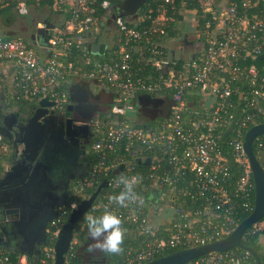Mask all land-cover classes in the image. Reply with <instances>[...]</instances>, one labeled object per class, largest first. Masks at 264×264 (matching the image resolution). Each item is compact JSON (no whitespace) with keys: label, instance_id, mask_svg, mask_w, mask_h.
Listing matches in <instances>:
<instances>
[{"label":"built area","instance_id":"2783aa9c","mask_svg":"<svg viewBox=\"0 0 264 264\" xmlns=\"http://www.w3.org/2000/svg\"><path fill=\"white\" fill-rule=\"evenodd\" d=\"M40 1L0 0V9L13 5L17 15L26 16L28 4ZM50 1L62 7L67 18L59 28L42 26L43 41L0 37V64L13 69L9 89L35 105L46 99L54 103L48 109L59 111L69 105L63 86L75 80L104 84L113 97L106 116L94 124L91 151L97 163L74 183L71 198L57 209L37 264L54 263L53 246L62 219L68 220L78 200L102 182L105 187L96 207L115 212L140 237L138 249L119 264H144L170 250L203 245L232 233L254 208L244 138L264 118V0H162L154 14L111 15L115 28L108 32L111 48L97 53L89 49L107 29L111 0ZM170 23L175 30L185 23L196 28L195 40L203 48L187 62L173 61L167 54L165 45L174 37L162 38ZM141 44L148 55L145 60L158 74L155 79L133 69L131 52ZM113 47L116 53L104 60ZM140 96L171 101L157 125L144 126L138 117ZM130 111L137 117L127 116ZM252 145L261 150L264 133ZM9 152L0 135L3 169ZM147 158L150 162L145 165ZM121 176L137 178L132 188L142 204L126 202L122 207L110 199L124 190ZM155 203L171 213L153 224L149 212ZM251 237L258 238L264 253V217L244 231L242 244ZM0 264H28V257L22 254L14 263L0 247ZM186 264L257 263L248 250L234 247Z\"/></svg>","mask_w":264,"mask_h":264},{"label":"water","instance_id":"95a60500","mask_svg":"<svg viewBox=\"0 0 264 264\" xmlns=\"http://www.w3.org/2000/svg\"><path fill=\"white\" fill-rule=\"evenodd\" d=\"M146 2L147 0H121L115 8L122 16L131 17L136 15ZM43 33V29L38 30L37 35L31 36V40ZM92 49L98 51L100 48L96 44ZM262 58L263 56H260L258 59ZM91 85L92 83L88 81L75 80L68 87L69 105L66 109L73 113L71 118L64 120L63 115L58 117L47 113L48 108L54 103L46 99L39 101L36 107L26 113L28 117L24 120L20 139L23 148L18 150L13 146L9 166L5 167L0 174V220L11 221L0 222L1 248H5L9 242L3 237L8 234L11 226L21 238L19 241L23 245L21 250L28 258H37L41 248L45 246L47 227L57 218V209L65 204L67 184L72 176L69 175L72 172L71 169L76 167L78 158H82L85 152L78 147L73 151L64 137H69L68 130H71L69 127L75 119L83 123L88 122L93 111L98 108L92 103L81 104V102L85 103L82 100L85 95L93 96ZM101 93L102 99L95 96V101L107 105L108 109L113 93L110 91ZM138 102L150 104L153 108L158 105L159 109L148 111L150 118L166 117L167 108L171 105V101L167 99H153L149 103L147 96H140ZM102 109L103 107H100L98 110ZM127 116L135 118L137 112L130 111ZM51 119H58V125L51 128L49 122ZM263 133L264 123H261L248 129L244 138V151L249 159L254 184L252 213L232 233L222 239L184 248L144 264H186L207 253L225 252L234 247L248 250L256 263L260 264L257 253L245 247L241 237L252 223L264 217V169L252 149L253 140ZM0 135L9 140L3 133ZM43 139H47L45 144ZM70 139L73 144H77L78 139L75 135L71 134ZM149 162L150 159L147 158L144 164L148 165ZM104 187L105 182H102L87 199L78 204L77 208L70 213L66 223L61 226L53 246L54 264H64V256L69 251L73 239V225L87 213ZM156 193V191L152 193V201L155 200ZM183 232H186V229H183Z\"/></svg>","mask_w":264,"mask_h":264},{"label":"flooded vegetation","instance_id":"af4514ba","mask_svg":"<svg viewBox=\"0 0 264 264\" xmlns=\"http://www.w3.org/2000/svg\"><path fill=\"white\" fill-rule=\"evenodd\" d=\"M111 15L112 14H110L109 17L107 18V29L106 28L104 29L107 33L109 31L114 32L115 30L112 22L113 15L112 16ZM177 30H178L177 34L175 35L174 38L170 39L166 43L165 48L171 60L187 62L202 51L203 45L200 41L195 40V33H196L195 27L191 26L187 28V25H182ZM109 35L110 34L108 33V37L106 41H103L100 37H97L94 40V43L99 45L101 51H105L106 49L108 50L109 48H111L112 41ZM91 83L92 85L90 86V89L92 91L93 96L91 94L85 95L84 99H82L83 102L85 103L81 102V104L92 103L93 105H96L98 108L96 111H93L91 119L88 122L83 123L80 122V120L77 121L75 119L74 123L72 122L71 127H69L71 129L68 130L69 137L66 136L64 137L65 140L69 142L68 144H70V148L73 151L76 147H78V149L82 148V152L85 151L83 157L78 158L76 167L74 169L73 168L71 169L72 172L69 175L72 176H70L71 179L68 180L67 190H66L67 192L69 190V187H72L74 183L77 181V179H79V177H81L84 174V172L89 168L87 159L91 151V144L94 138V124L96 121L103 119L107 114V108H106L107 105L102 104L100 102L96 103L94 97L96 96L101 100L102 99L101 92L102 91L109 92V91L105 89L103 84L97 82H91ZM33 107H36L34 103L18 98L17 95H15V93H13L9 89L8 84L0 87V133H3L11 141L10 142L7 138H4L10 149L7 162H9L10 160L13 146L16 147L18 150H21L23 148V146L20 144L21 129L24 120L28 117L26 113H29V110L32 109ZM100 107H103V109L98 110ZM47 113L56 115L58 117L63 115L64 120L71 118L73 114L71 111H68L67 109L63 111L48 109ZM49 122L51 124V128L58 125V119H51V121ZM71 134L75 135L78 139L76 145L73 144V142L70 139ZM48 137L49 136L47 135V138ZM46 141L47 139H43V144H45ZM255 155L264 169V147L259 151L255 150ZM7 166H9V163H7ZM67 192H66L67 194L66 201L68 200ZM154 206L155 209H157L156 211L158 212L159 219L166 220V218L168 217L167 211L169 210V208H167L165 205L162 204L158 206L156 203ZM43 248L44 247L41 248V252L43 251ZM96 254L97 253L95 252L94 255ZM103 259L106 262V258ZM92 260L93 262L97 263L99 261V257H95Z\"/></svg>","mask_w":264,"mask_h":264},{"label":"trees","instance_id":"16d2710c","mask_svg":"<svg viewBox=\"0 0 264 264\" xmlns=\"http://www.w3.org/2000/svg\"><path fill=\"white\" fill-rule=\"evenodd\" d=\"M120 1L121 0H111V7H112L111 8V14L114 17H117V16L126 17V16H122V14L115 8V5L118 4ZM161 3H162V0H147L146 4L142 8L139 9L137 14H148L150 11L152 12V14H154L155 8L158 7ZM45 4L51 5L52 1L43 0V1L39 2V5H45ZM12 7H13V5H10L6 9H0V13H2L3 11H6V10L7 11L11 10ZM101 14L102 13L99 12V15H100L99 18H101L103 16ZM178 18H180V17H177V19ZM165 31H166V34L162 38L163 41L170 39L171 37H175V35L178 32V30L174 29V23H170L169 25H167L165 27ZM110 52L111 53H109L108 55L105 56L106 58L104 60H106V61L109 60L110 56H111L110 54H112V56H113L114 53H116L115 47H113L110 50ZM147 56L148 55H147L146 51L143 50V45L141 44L138 46V49H135L134 51L131 52V64L133 66V69L139 68V73L144 74V75L145 74H151L152 79H155V78H157L158 74L156 71L153 70V68L150 67L147 60H145V58ZM72 83L73 82H71L69 85L65 84L63 86V88L65 90H67L68 87ZM166 97H168V94ZM153 99H160V98H152L149 96L148 102L150 100L152 101ZM137 107H138V117L141 120H143L144 126H151V127L155 126V125H157L158 121H160L162 118L160 116L150 118V115H149V112L151 111V109L152 110L159 109L158 105H157V107L153 108L152 106H150V104L148 105V104H144L142 102H138ZM260 122L264 123V118L261 119ZM94 140H95V134H94L93 141ZM93 141H92V143H93ZM252 149L255 153V150H256L255 145H252ZM87 161L89 164V168L84 172L83 175H85V174L87 175V173L97 163L96 154L93 153L92 151H90ZM2 170H3V168L0 166V172ZM81 177H79V179ZM233 179H234V176H233ZM95 190H96V188L89 190L87 192V195L83 199L78 200V204L82 200L87 199ZM67 193H68V200H69L71 198L70 197L71 187H69V190ZM97 200H98V198L95 199V201L93 202L91 208L87 211V213L85 215H83L75 225H73V239L72 240L74 241V243H72L70 245L69 251L64 256V264H119L122 261V259L126 255H128V253L133 254L138 249V242H139L140 237L138 236L137 232L133 229L132 226L122 223L121 227L123 229V241L121 244V251L119 253L107 255V253H102L99 250L93 251L92 253H89L87 251L89 244H91L93 241L90 239L88 232H87L86 217L88 215H93V216L100 215L104 212V210L102 208L96 207ZM252 200L254 201V197H252ZM246 217H247V215H245L244 218H246ZM66 221H67V217H64L62 219V223H66ZM81 223H82V226H81ZM48 237H49V233H48ZM47 243H48V245H51V246L53 245V243H49L48 240H47ZM243 244L245 247H249V248L253 249L257 253V255L259 256L260 259H262V260L264 259V253L262 251V246L258 242L257 237H251V238L243 241ZM181 249L178 248V249L170 250L161 256H164L166 254H169V253L181 250ZM95 252L97 253L96 255H94ZM7 254L10 256V258H12L14 263L17 260V258L20 256L18 254L17 255L16 254L13 255V254H9V253H7ZM161 256H159V257H161ZM95 257H99V261L97 263L93 262V260H92ZM103 258H106V262L104 261ZM156 258H158V257H156ZM37 263H38L37 258H34V259L28 258V264H37ZM49 264H54V263L50 262Z\"/></svg>","mask_w":264,"mask_h":264},{"label":"clouds","instance_id":"9594fccd","mask_svg":"<svg viewBox=\"0 0 264 264\" xmlns=\"http://www.w3.org/2000/svg\"><path fill=\"white\" fill-rule=\"evenodd\" d=\"M119 182L123 184L124 190L115 197H110L118 205L126 206V202L142 204V201L134 194L133 184L137 182L136 177L127 178L121 176ZM122 221L119 215L111 210H105L100 215H88L86 217V228L90 239L87 251L92 253L99 250L102 253L114 254L121 251L123 241Z\"/></svg>","mask_w":264,"mask_h":264},{"label":"crops","instance_id":"0c3cea01","mask_svg":"<svg viewBox=\"0 0 264 264\" xmlns=\"http://www.w3.org/2000/svg\"><path fill=\"white\" fill-rule=\"evenodd\" d=\"M7 8V7H6ZM3 8V9H6ZM37 9H41V12H43L45 14L44 20H41L40 22L38 21L36 23V28L37 32L38 30H40L42 28V26H46L47 28L50 29H54V28H59L61 25H63V23L65 22L66 18H67V14L65 12V10L62 7L56 6L53 3L51 5H39V3L36 2H30L28 4V15H30V12L32 13V17H35V12L37 11ZM7 12L10 13H15V11L13 9L11 10H6L3 11L2 13H0V15H6ZM33 19V18H32ZM31 21V20H30ZM185 25H188V23H185ZM28 29V25L27 22H25V27L23 28V32H26ZM32 35H37L36 34H32ZM29 36L28 40L29 41H34V40H41L43 41V38H41L42 36H35V38L33 40H31V36ZM9 36H16L15 34L9 35ZM6 36V37H9ZM22 37V36H21ZM93 48V46H92ZM92 48H90V52L92 53H97V52H101L100 49H98V51H94ZM93 50V51H92ZM12 67L10 64H0V77L3 80V85H7L10 82L11 79V74H12ZM106 90L110 91L108 86L104 85ZM35 105V104H34ZM37 106V105H35ZM9 163V162H7ZM1 174V173H0ZM155 205V204H154ZM153 212L150 214V219L153 221V223H156L155 220H158V212L155 210V206L152 209ZM1 223H7V222H11L8 220H0ZM5 241H9L7 246L5 248H2L6 253L9 254H13V255H22V248L23 245L21 243H19V241L21 240V238L19 237V235L16 234V232L14 231L13 227L11 226L9 228L8 234L5 235L4 237Z\"/></svg>","mask_w":264,"mask_h":264},{"label":"rangeland","instance_id":"374dc122","mask_svg":"<svg viewBox=\"0 0 264 264\" xmlns=\"http://www.w3.org/2000/svg\"><path fill=\"white\" fill-rule=\"evenodd\" d=\"M44 17L45 14L41 12V9H37V11L35 12V17H32L31 12L30 15H26V16H19L16 13H10V12H7L6 15L4 16L0 15V37L15 34L16 36L24 37L28 41L30 35L37 33V29H35L36 23L38 21L40 22L41 20H44ZM25 22H27L28 29L26 32H23V28L25 27ZM188 27L190 26L187 25V28ZM98 37H100L103 41H106L108 37V33L104 30L101 32V35ZM151 211L153 212V210ZM151 211L149 212V215L152 213ZM167 213L169 215L171 213V210L169 209ZM157 221L158 220H155V222Z\"/></svg>","mask_w":264,"mask_h":264}]
</instances>
